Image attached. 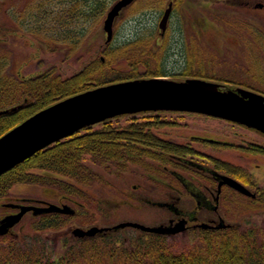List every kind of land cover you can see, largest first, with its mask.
I'll use <instances>...</instances> for the list:
<instances>
[{"label": "flooded vegetation", "instance_id": "af4514ba", "mask_svg": "<svg viewBox=\"0 0 264 264\" xmlns=\"http://www.w3.org/2000/svg\"><path fill=\"white\" fill-rule=\"evenodd\" d=\"M0 1V72L5 89L13 79L20 80L28 72L38 77L51 67V63L46 67L38 66L54 52L55 5L54 0ZM66 1L65 6H69V0ZM170 3L172 10L167 24L161 27L160 20ZM44 14L46 19L42 17ZM156 22L151 30H136L119 41L117 47L111 46V50H117L139 44L148 60L142 72L132 64H141L140 59L128 62L129 74L124 75L127 78L118 80L154 76L176 81L198 79L212 83L217 90L264 97V0H167ZM80 29L82 32H74L77 36L73 41L69 30L62 35L65 58L81 50L85 31L83 27ZM114 31L113 23L112 39L106 46L110 47L113 42ZM104 35L107 36L105 31ZM151 64L156 65L155 68H151ZM31 65L36 68L28 71ZM241 89L253 94L242 93ZM188 117L200 120H188ZM205 118L217 119V122ZM248 131L255 135L248 136ZM91 133L101 135L100 142L107 140L125 147L123 151L118 146L111 149L118 155L114 158L118 161L112 164L116 171L109 172L99 166L98 175L117 179L115 187L120 192L171 211L173 215L166 223L185 218V231L201 229L198 226L201 221L215 224L223 217L217 211L227 202L229 191L252 200L264 195V186L260 187L252 177L255 176L252 170L221 155L222 148H239L238 153L254 154L256 158L263 155L264 131L255 126L196 110L151 108L116 114L83 127L68 138ZM224 175L233 177L250 193L224 181ZM129 177L128 188L117 184L119 180L128 183ZM149 193L157 196L147 198L144 194ZM260 201L262 208L264 199ZM205 212L217 213L218 217H205ZM227 223L229 225L222 228L239 225ZM109 225L113 224H101L102 230L83 236H105L127 227L149 233L132 225L106 228Z\"/></svg>", "mask_w": 264, "mask_h": 264}, {"label": "rangeland", "instance_id": "374dc122", "mask_svg": "<svg viewBox=\"0 0 264 264\" xmlns=\"http://www.w3.org/2000/svg\"><path fill=\"white\" fill-rule=\"evenodd\" d=\"M114 1L115 0H109L107 9L97 18H91L89 21H84L83 19L80 22L76 20L74 21L75 25L73 26H69V22H67V25L63 26V30L62 27L59 26L58 30L60 33H54L55 37L53 44V47H55V44L58 43V48L54 50L49 60L45 58L44 62L39 64L38 67H46L50 63L60 64L64 73L69 75L77 69H80L82 63L87 58L98 57L100 59H105L109 56L110 59H112V65L114 66V64H116L112 67V70L111 67L105 69V71H108L109 76H114L117 73L124 75L129 74V68H127L129 66L128 62L132 63L137 59H140L142 62L141 64L132 63L134 65L133 67L140 69L141 72L144 71V64L148 62V60H146V55L142 54L144 50L140 49L141 47L139 44L126 46L125 49L117 48V50L116 48L111 50V46L117 47V45L120 44L118 43L119 41L125 40L136 30H151L153 25L157 23L156 17L161 8L166 4L167 0H133L134 2L132 1L131 4L125 6L121 14L115 19V37L109 47L106 46V42L108 41H106V36L104 35L103 23L107 11ZM60 3L61 0H54L55 8L58 7ZM177 7L179 8V5ZM42 17L46 19V14L42 15ZM1 19L2 12L0 11V20ZM81 27H83L85 31L83 32L84 37H82L81 40V50L79 51V49H77L76 52L72 53L71 58H65V52L63 51L65 45L62 35L65 33V30H69L71 34V28H74L75 32H77ZM75 34L76 33L71 34L72 41L76 39L77 35ZM108 47L110 48V52L105 53V50H108ZM139 49L141 52H139ZM150 66L151 68H155L156 65L151 64ZM35 68L36 65H31L28 66L27 69L28 71H31ZM31 73L32 72H28V74ZM49 85L53 86L52 84ZM4 90H9V85L6 86ZM0 91L3 92L1 89ZM188 118H190L188 120H200V118ZM205 120H214L217 122V119L205 118ZM2 125L3 124L1 123V126ZM228 132L232 133L231 130H228ZM246 134L248 136L255 135L249 131ZM107 136H111V134H108ZM201 143L206 145L208 144L207 142ZM116 146H118L121 151L125 148L119 143L104 140L101 144V153L106 155L108 158H117L118 155L115 153L116 150H111L115 149ZM238 151L239 148H222L221 155L224 158L241 162V164L247 166L250 170H252L253 174H255V176L252 177L259 183L260 187L264 186V154H259L256 158L254 154L243 155L238 153ZM95 162L106 171L113 173L116 171V168H114L112 164L102 160L99 156H97V161ZM119 162L122 163V161ZM99 166L94 165L93 167L94 177H80V179H84L82 181L77 180L76 182L71 177L57 174L46 169H32L33 172H37L48 177V180L50 181L48 183L15 182L8 188H5V186L1 187L0 192H4V194L0 196V218L8 213H14L19 210L18 207L7 205L8 203L34 204L38 206H47L50 203H54L58 206L66 204L72 207L74 211L63 212L53 210L38 214H34L32 210L27 211L8 232L0 234V259L4 260L5 257L10 256L9 259L14 260L19 254H23L24 256L31 255L32 257L40 255L44 258H54L57 255L64 253L70 244H72L75 248L78 247L77 245L80 243L77 241L80 236L73 233V229L76 227L87 229L94 225L100 226L101 224H116L127 220L139 221L147 225H159L161 222L169 224L166 222H168L169 217L173 215L171 211L147 204L143 199L139 200L137 197L136 199L132 195L116 190L117 188L115 187V182L117 179L112 178V176L102 178L98 175V171L100 170L98 168ZM52 179L64 180L66 182L65 185L69 186H66V190H62L58 187L55 188L54 186H56V183H51ZM127 181L129 182L122 183V180H119L117 184L120 187L121 184L127 187L129 186L128 184L131 183L130 177ZM204 181L205 178L203 177V183ZM250 188L252 189L253 186H250ZM144 195L147 198L157 196L155 193ZM241 196L242 195L232 191L227 192V202H224L222 207L217 212L223 216L227 222L237 223L241 227L253 224L263 225L264 207L260 208L259 204L261 202L260 200H262V198L264 199V195L260 196L258 200H252L249 197ZM101 200L110 201L112 204H108L106 202L102 203ZM133 203L135 205H133ZM204 215L205 217H218L217 213L208 214V212H205ZM50 216H53L54 222L51 224L53 227H42V223H44L43 220ZM114 232L118 233L115 234V236L123 235L128 237L137 235L140 231L133 229L132 227H127ZM164 234L166 235V239L172 245H182L187 241L199 243L201 240L198 236L199 232L196 229L182 232L179 231L174 234ZM9 251H12L13 255H9ZM79 252L80 251H78V253Z\"/></svg>", "mask_w": 264, "mask_h": 264}, {"label": "trees", "instance_id": "16d2710c", "mask_svg": "<svg viewBox=\"0 0 264 264\" xmlns=\"http://www.w3.org/2000/svg\"><path fill=\"white\" fill-rule=\"evenodd\" d=\"M66 4V0H61L55 8L56 34L60 33L59 26L63 30L67 22L69 26H73L76 20L89 21L101 16L107 9L109 0H69V6H64ZM79 31L82 32V29L79 28L77 32ZM74 32V28H71V34ZM57 45L58 43L55 44L54 50L58 48ZM109 50L110 48L105 50V53H109ZM111 60L109 56L105 59L87 58L80 69L69 75L64 73L60 64L53 63L49 69L40 72L38 77L27 73L21 76L20 80H11L9 90H4L1 85L3 92L0 91V109L11 110L0 116V126L3 124L0 127V135L35 111L59 99L100 84L127 78L121 73L108 75L105 69L111 67L112 70L116 65L113 66ZM69 135L37 150L2 172L0 188H8L15 182L50 181L48 177L33 172L32 169H46L71 177L77 182L84 180L80 177H94L93 167L99 166L95 162L97 156L110 164L117 162L116 159L101 153V135L78 134L68 138ZM51 183H56L54 187L62 190L69 186L65 185L64 180L52 179ZM3 194L4 192H0V196ZM43 222L42 227H53V216L45 218ZM197 231L201 238L199 243L187 241L182 245H172L165 234L155 232L128 237L115 236L118 234L116 232L105 236H83L78 238L77 242L80 244L77 248L70 244L64 253L54 258L19 254L14 260L9 259L10 256L4 260L0 259V264H264V224ZM8 254L13 255L12 251Z\"/></svg>", "mask_w": 264, "mask_h": 264}, {"label": "water", "instance_id": "95a60500", "mask_svg": "<svg viewBox=\"0 0 264 264\" xmlns=\"http://www.w3.org/2000/svg\"><path fill=\"white\" fill-rule=\"evenodd\" d=\"M133 0H115L107 11L103 28L106 41L112 38L113 23L120 11ZM172 4L166 8L160 20V26L167 24ZM242 93H252L241 89ZM253 94V93H252ZM16 107H12L14 109ZM180 108L210 113L255 126L264 131V97L242 96L236 91H221L212 83L198 79L176 81L166 77L154 76L124 79L100 84L59 99L24 118L22 121L0 135V174L16 163L27 158L37 150L74 132L75 130L112 117L119 113L143 109ZM10 108L1 109L5 113ZM224 181L230 182L244 192L250 190L234 178L224 175ZM19 210L0 218V234H4L15 225L29 210L34 214L46 211L73 212L64 204L47 206L34 204L8 203ZM186 219L175 223L147 225L139 221H122L106 228H119L126 225L140 227L159 233H177L186 229ZM204 228L226 226L223 217L214 224L209 221L198 223ZM104 227L97 225L87 229L76 227L73 233L78 236L95 234Z\"/></svg>", "mask_w": 264, "mask_h": 264}]
</instances>
